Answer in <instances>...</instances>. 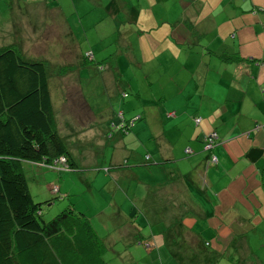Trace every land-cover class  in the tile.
Wrapping results in <instances>:
<instances>
[{"label":"crops","instance_id":"0c3cea01","mask_svg":"<svg viewBox=\"0 0 264 264\" xmlns=\"http://www.w3.org/2000/svg\"><path fill=\"white\" fill-rule=\"evenodd\" d=\"M92 1L87 0L82 5L85 14L96 15L90 29L105 23L112 26L115 34L122 24L130 31L132 27L136 30L123 38L120 32L117 35L131 62L137 60L135 54L139 52L134 45L141 46L142 55H147L141 59L145 64L171 60V53L179 56L187 46L184 58L195 60V64L186 61L173 67L164 65L160 74L167 80L163 84L166 86L162 89L163 96H169L158 103L167 110V119L173 120L164 121L163 125L167 130L176 127L178 135L172 130L168 134L164 130L156 131L141 116L132 122L122 120L125 130L119 127L123 135L118 140V148L122 151L126 148L124 136L131 139L129 157L124 154L118 158L117 154L105 168L104 176L109 178L113 174L115 177L116 195L121 194L120 214L131 215L136 207L135 214L139 215L138 206L147 200L162 201L170 211L166 210L169 216L158 212L157 218H165L171 228L178 229L184 252L195 244L193 246L205 254H217V258L226 259L221 264H264V66L253 62L264 63V0ZM69 4L65 8L58 2L53 11L54 21L59 22L60 14H77L75 2L71 0ZM16 5L22 10L19 3ZM225 15L231 17L221 22ZM63 30L65 36L73 40L71 26L66 24ZM133 36H137L139 44L128 40ZM83 40H90L86 32ZM192 50L199 58L193 57ZM114 69L118 76V69ZM111 79L115 82L114 77ZM173 83L175 89H169ZM112 86L107 85L105 89L109 97L117 92ZM64 90L59 93L61 102L56 124L76 161V155L81 153L79 147L83 154L80 157H88L85 149L88 140L76 123L81 122L83 114L92 116L96 110L94 102L87 100L81 90L91 115L80 108L81 102L76 103L79 93L73 96L69 93L67 97ZM135 97L140 100L139 93ZM108 103L104 108L112 113L114 106L111 101ZM178 114L179 119H176ZM211 133H216L218 143L208 151L205 138ZM212 156L217 158L216 166L210 165ZM89 164L84 162V166ZM150 166L160 169L155 171ZM110 169L114 173H110ZM144 171L152 176L158 173L154 176L155 184L145 182ZM129 202L131 209L124 211V204ZM191 216L207 223L215 222L214 217L219 216L220 223L228 222L227 226H203L211 233V239H219L217 246L215 242L208 244L199 240L204 230H195ZM235 237L239 240L232 243ZM255 242H259L257 249V244H252ZM232 244L235 248L229 250ZM208 247L212 253L207 252ZM222 247L226 250L220 253Z\"/></svg>","mask_w":264,"mask_h":264},{"label":"rangeland","instance_id":"374dc122","mask_svg":"<svg viewBox=\"0 0 264 264\" xmlns=\"http://www.w3.org/2000/svg\"><path fill=\"white\" fill-rule=\"evenodd\" d=\"M73 1L76 7L78 6L77 14H60L59 22H56L54 21L56 15L53 11L58 2L63 3L66 8L69 7L71 0H0V47L15 45L21 50L24 61L47 63L55 120L57 119L58 105L61 102V96H59L61 89H66L64 92L67 97L69 96L67 89H80L87 100L94 102L96 110L93 111L92 116L83 114L80 118L81 122L76 123L88 140L85 146L88 157H80L83 155L82 148H78V151L81 152L80 156L76 155L78 171L59 173L28 162L21 164L33 201L41 203L42 221L49 222L69 205L74 207L77 212L83 213L106 247L103 256L104 264H208V262L216 264L217 261L220 264L225 263L226 259L217 258V254H205L198 247H194L195 244L188 245L190 249L184 252L182 249L183 238L180 237L178 229L171 228V224L165 218H157L156 213L158 212L167 215L170 212L162 201L147 200L138 206L139 215L135 214L138 211L136 207H133L131 215H127L128 213L121 215L118 208L121 194L116 195L115 177L113 174H111L112 177H104L106 176L105 168L117 154L118 158L124 154L129 157L128 149L131 139L124 136L123 141L126 148L123 151L118 148V140L123 135L119 132V127L123 125L124 120L132 122L136 117L141 116L149 126L152 124L156 131L164 130L168 134L172 130L173 133L179 134L176 127L167 130L163 125L164 121L172 122L173 120L167 119V110L158 103L169 96H163L162 89L166 87L163 84L167 80L160 77V74L164 65L173 67V65L186 61L195 64V60L188 61L183 56V53L187 52L188 46L179 56L171 53V57H169L171 60L160 63L154 60L156 64H145V61L141 59L146 58L147 55H142L141 46L134 45L141 54L137 52L135 54L137 60L131 62L122 46V40L118 39L117 35L120 32L123 38L126 34L134 33L136 30L132 27L130 31L122 24L119 27V32L116 31L115 34L112 26L105 23L97 26L96 29H90L91 20H94L96 15L85 14L86 9L82 5L87 0ZM90 2L93 1L90 0ZM16 3H19L22 10H18ZM158 5L160 6L159 3ZM229 17L231 16L225 15L220 21L225 22ZM66 24L71 26L74 32L73 40L63 33V27H66ZM85 32L90 36L88 42L83 40ZM116 40L119 42L116 43ZM128 40L131 43L139 44L137 36ZM192 48L196 49L197 47ZM184 49L182 48V50ZM88 51L95 55L93 63L76 71V75L73 73L70 75L58 74L60 66L77 63ZM192 53L193 57L199 58V54L194 55L193 50ZM109 56H112L113 60ZM107 57L109 58L103 62V72H100L101 67L97 69L96 64L101 63ZM114 67L118 69V76H116L117 72ZM112 77L115 82L112 81ZM74 80L79 82V86ZM107 85L108 87L113 85L111 89H117V92L110 97L105 93ZM174 87L175 83L169 89H175ZM165 92L167 94V91ZM137 93H139L140 100L135 97ZM108 101H111L114 106L112 113L106 112L107 109L104 108L109 105ZM88 119L90 120L87 121ZM176 119H179V114ZM91 123L95 124L90 126ZM118 123L119 125H116ZM87 161L90 164L84 166V162ZM131 162L133 161L131 160ZM149 168H153L155 171L160 169L157 166ZM146 171H144L143 177L145 182L155 184L154 176L158 173L155 172L152 176ZM109 172L114 173V170L110 169ZM127 183L126 181L124 189ZM134 186L133 182L131 187ZM57 187L60 189L59 192L54 190ZM142 189L144 188L142 187ZM129 197L132 200L131 189H129ZM114 199L117 204L113 201ZM145 203L148 208L144 205ZM132 204H135V201ZM128 209H131V202L125 203L123 206L124 211ZM190 219L195 220V217L191 216ZM156 221L161 223L156 225ZM214 221L207 223V221L195 220L194 228L198 232L204 230L203 237L199 240L208 244L212 241L217 246L216 243L219 239H211V233L209 230L203 229V226L210 224L227 226L228 222L220 223L219 216L214 217ZM238 240L239 237H235L232 239V243ZM252 244H257L256 249L259 246V242ZM231 248H235L233 244L229 250ZM223 250L225 251L226 248H220V253ZM207 252L212 253V249L208 247ZM231 256L233 255L231 254ZM234 258L237 256L235 255Z\"/></svg>","mask_w":264,"mask_h":264},{"label":"trees","instance_id":"16d2710c","mask_svg":"<svg viewBox=\"0 0 264 264\" xmlns=\"http://www.w3.org/2000/svg\"><path fill=\"white\" fill-rule=\"evenodd\" d=\"M85 53L77 63L60 66L58 74L76 75L93 63L92 52L91 59ZM103 62L96 64L100 72ZM47 69L46 62L24 61L15 45L0 47V264H104L106 247L83 213L69 205L49 222L42 221L41 203L33 201L21 168L28 162L60 168H49L59 173L78 171L57 129ZM68 92L79 93L76 103L92 114L80 89ZM120 129L125 130L124 124Z\"/></svg>","mask_w":264,"mask_h":264},{"label":"built area","instance_id":"2783aa9c","mask_svg":"<svg viewBox=\"0 0 264 264\" xmlns=\"http://www.w3.org/2000/svg\"><path fill=\"white\" fill-rule=\"evenodd\" d=\"M85 56L88 59H91L92 58L91 52H86L85 53ZM197 122H198V120H197ZM215 138H216V135L215 134H211L209 137L206 138V140H208V143L206 144V147H205L206 150H211L212 149V147H213L212 144H213ZM186 152L189 153L190 151L189 150H186ZM60 162H62V163L65 162V159L64 158H61L60 159ZM210 164H212V165H216L217 164L216 157H214V156L211 157ZM47 167H49L51 169H54V170H60V168H56L54 166H47ZM54 190H55V192H57V189L56 188Z\"/></svg>","mask_w":264,"mask_h":264}]
</instances>
